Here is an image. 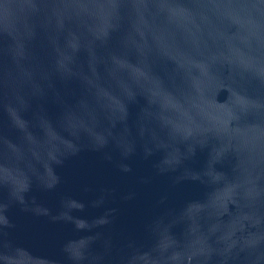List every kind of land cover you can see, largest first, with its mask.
Instances as JSON below:
<instances>
[{
  "label": "water",
  "instance_id": "obj_1",
  "mask_svg": "<svg viewBox=\"0 0 264 264\" xmlns=\"http://www.w3.org/2000/svg\"><path fill=\"white\" fill-rule=\"evenodd\" d=\"M0 264H264V0H0Z\"/></svg>",
  "mask_w": 264,
  "mask_h": 264
}]
</instances>
